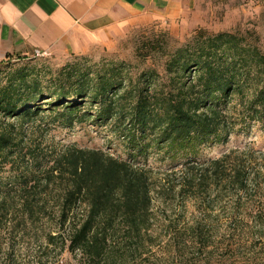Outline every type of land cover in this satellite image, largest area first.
<instances>
[{"label":"trees","instance_id":"1","mask_svg":"<svg viewBox=\"0 0 264 264\" xmlns=\"http://www.w3.org/2000/svg\"><path fill=\"white\" fill-rule=\"evenodd\" d=\"M143 50L145 57L162 52V72L152 68L134 77L119 67L74 61L50 77L21 69L0 78V216L16 198L30 217L39 216L46 211L50 187L59 184L58 223L47 240L53 244L60 238L62 249L79 255L80 264H165L179 224L159 220L155 192L176 194L178 185L157 189L152 167L77 145L44 166L42 151L26 146L24 127L46 112L64 126L79 118L127 121L124 132L135 153L153 146L185 158L164 181L179 175V193L186 191L201 205L207 203L202 196L216 188L234 190L241 199L264 183L263 150L234 148L197 159L200 150L226 143L252 121L264 120V51L258 43L240 33L199 29L181 46L149 41ZM236 98L242 109L234 111ZM241 209L234 205L235 213ZM262 216L259 211L253 221L261 222ZM191 230L201 236V223Z\"/></svg>","mask_w":264,"mask_h":264},{"label":"rangeland","instance_id":"2","mask_svg":"<svg viewBox=\"0 0 264 264\" xmlns=\"http://www.w3.org/2000/svg\"><path fill=\"white\" fill-rule=\"evenodd\" d=\"M190 4L188 14L174 25L163 24L161 19L149 16L132 17L112 29L102 46L87 55L60 59L49 54L21 60L5 58L0 61V78L5 80L8 73L21 69L50 77L52 72L74 61L96 68L119 67L134 77L152 68L162 72L165 57L161 56L162 52L145 57L146 44L158 41L169 48L178 47L191 40L199 29L246 35L264 51V0H191ZM238 98L234 100V111L242 109ZM89 106L85 104L84 108ZM89 108L97 111L96 107ZM44 115L43 119L24 127L26 146L42 151L44 166L67 147L77 145L103 149L117 157L152 167L157 189H161L162 184L167 187L178 185L176 194L170 193L169 189L166 192L170 194L164 196L155 192L159 220L164 225L179 224L171 238L165 264H264V224H259L264 223V216L258 218L259 223L253 221L259 211L264 214V183L261 189L253 187L241 199L234 196V190L226 192L216 188L211 195L202 196V200L207 201L205 204L212 206L207 210L205 204L187 198L186 191L179 193V175L170 176V182L164 181V175L173 167H180L185 158H173L166 149L153 146L147 153H135L130 147L128 132H124L127 121L79 118L73 125L64 126L55 114L46 112ZM245 127L233 133L226 143L200 150L197 159L220 157L234 148L252 147L264 151V120H254ZM231 160H234V154ZM59 188V184L50 187L46 211L34 218L25 211L20 198L11 201L7 214L0 216V264H60L61 260L80 264L79 255L62 249L60 238L53 244L47 240L49 233H55L58 223ZM238 204L243 209L235 213L234 205ZM198 222L201 223V236L194 235L191 230Z\"/></svg>","mask_w":264,"mask_h":264},{"label":"crops","instance_id":"3","mask_svg":"<svg viewBox=\"0 0 264 264\" xmlns=\"http://www.w3.org/2000/svg\"><path fill=\"white\" fill-rule=\"evenodd\" d=\"M191 0H0V61L33 56L36 49L60 58L101 47L110 31L136 16L174 25ZM20 60L19 58H17Z\"/></svg>","mask_w":264,"mask_h":264},{"label":"built area","instance_id":"4","mask_svg":"<svg viewBox=\"0 0 264 264\" xmlns=\"http://www.w3.org/2000/svg\"><path fill=\"white\" fill-rule=\"evenodd\" d=\"M49 53L45 50H41V49H36L35 52H34V55L36 57H43V56H47ZM60 264H77L76 262L74 261H64V260H61L60 261Z\"/></svg>","mask_w":264,"mask_h":264},{"label":"water","instance_id":"5","mask_svg":"<svg viewBox=\"0 0 264 264\" xmlns=\"http://www.w3.org/2000/svg\"><path fill=\"white\" fill-rule=\"evenodd\" d=\"M33 56L36 57L34 54H33ZM15 59H17V58H15Z\"/></svg>","mask_w":264,"mask_h":264}]
</instances>
